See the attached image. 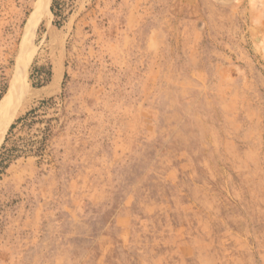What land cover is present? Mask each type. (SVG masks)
I'll list each match as a JSON object with an SVG mask.
<instances>
[{
    "label": "rangeland",
    "instance_id": "1",
    "mask_svg": "<svg viewBox=\"0 0 264 264\" xmlns=\"http://www.w3.org/2000/svg\"><path fill=\"white\" fill-rule=\"evenodd\" d=\"M41 2L0 0V264H264V0Z\"/></svg>",
    "mask_w": 264,
    "mask_h": 264
},
{
    "label": "bare ground",
    "instance_id": "2",
    "mask_svg": "<svg viewBox=\"0 0 264 264\" xmlns=\"http://www.w3.org/2000/svg\"><path fill=\"white\" fill-rule=\"evenodd\" d=\"M52 0H42L38 5L37 9L41 12H49V7ZM11 92L8 93L0 102V145L4 137L5 132L12 120L26 107V105L33 99L37 94L29 92L27 95V102L15 106H10Z\"/></svg>",
    "mask_w": 264,
    "mask_h": 264
},
{
    "label": "trees",
    "instance_id": "3",
    "mask_svg": "<svg viewBox=\"0 0 264 264\" xmlns=\"http://www.w3.org/2000/svg\"><path fill=\"white\" fill-rule=\"evenodd\" d=\"M54 105V102L53 100H49V101H43L41 102L40 104V108L42 109H49L50 107H52ZM37 112V109L35 110H32L30 111L29 113H27L23 118L19 119L17 121V123H21V129L22 128H26V127H29L32 125V123L34 122V117H35V114ZM16 128V124L15 125H12L11 129H10V132L9 134H12L14 129ZM9 138L6 139L5 142H8ZM14 144V142H13ZM3 149H5V147L3 146ZM15 147H11L10 149H7V152L4 154L3 156V161H10L13 157V151H14Z\"/></svg>",
    "mask_w": 264,
    "mask_h": 264
}]
</instances>
